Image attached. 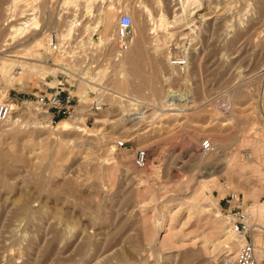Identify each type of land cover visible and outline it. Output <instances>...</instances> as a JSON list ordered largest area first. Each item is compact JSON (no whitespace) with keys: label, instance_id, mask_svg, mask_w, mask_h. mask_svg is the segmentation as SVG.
Listing matches in <instances>:
<instances>
[{"label":"rangeland","instance_id":"rangeland-1","mask_svg":"<svg viewBox=\"0 0 264 264\" xmlns=\"http://www.w3.org/2000/svg\"><path fill=\"white\" fill-rule=\"evenodd\" d=\"M123 12L141 45L116 60ZM31 18L40 29L13 38ZM50 30L70 55L48 50ZM5 55L0 264H233L231 192L264 226V0H0ZM58 83L102 94L106 113L51 124L35 96ZM135 148L147 153L142 169Z\"/></svg>","mask_w":264,"mask_h":264},{"label":"built area","instance_id":"built-area-1","mask_svg":"<svg viewBox=\"0 0 264 264\" xmlns=\"http://www.w3.org/2000/svg\"><path fill=\"white\" fill-rule=\"evenodd\" d=\"M47 35V46L51 53L65 56L72 53L74 46L67 45V41L59 30H50ZM133 36L134 28L131 16L124 12L120 13L112 39L116 60L131 46ZM174 65L184 67L185 61L178 59ZM14 103H17V101ZM34 103L38 108L47 111L51 124L62 119H73L77 114H83L85 117H95L104 112L106 113L108 109L102 94H92L84 98L77 97L66 91L61 83H58L49 93L41 92L36 95ZM12 111L11 104L7 102L0 104V130ZM116 147H126L125 142L118 141ZM199 150L203 155L210 154L213 150L211 141L209 139L201 141ZM146 155L144 149L135 148L132 161L136 169H142L145 166ZM222 213L231 231L241 240L233 264H264V226L251 218L244 207L242 199L236 192L227 195L226 208ZM257 238L259 241H257ZM259 246H261V255Z\"/></svg>","mask_w":264,"mask_h":264},{"label":"bare ground","instance_id":"bare-ground-1","mask_svg":"<svg viewBox=\"0 0 264 264\" xmlns=\"http://www.w3.org/2000/svg\"><path fill=\"white\" fill-rule=\"evenodd\" d=\"M69 1H71V2H73L74 0H68V2ZM181 2H183V0H180ZM18 2H20V1H18ZM17 2V3H18ZM77 2V1H76ZM92 2V1H91ZM14 4V3H13ZM16 4V3H15ZM72 4V3H71ZM18 5V4H17ZM16 6V5H15ZM15 6H13L14 7V9H15ZM74 6V5H73ZM18 7V6H17ZM10 11V10H9ZM182 12L183 13H186V8L183 6V10H182ZM10 13V12H9ZM191 14V13H190ZM177 16V15H176ZM176 16L171 20V23H173L175 20H176ZM14 20V19H13ZM11 21H12V19H11ZM10 20L7 22V25L9 24V22H11ZM22 26H20V27H18V28H13L12 30H13V38H15V37H18V36H22L23 37V35L27 32V31H29V30H32V29H35V30H39L40 29V26H39V24L37 23V21L36 20H34V18H31V19H27L25 22H23L22 24H21ZM132 25H133V27H134V20H133V18H132ZM12 27V26H11ZM14 27V26H13ZM16 27V26H15ZM156 31H155V29H153V33H155ZM144 33L145 32H141V35H140V37H141V41L143 40V37L145 36L144 35ZM135 30H134V36H133V40H132V43H131V46L129 47V49L128 50H126L123 54H125V53H127L128 51H130V49H131V47L133 46V43H134V38H135ZM12 38V37H11ZM138 44H141V43H138ZM43 46V40H40V41H38L37 42V44H36V47H38V48H40V47H42ZM135 46L136 45H134L133 46V50L131 51V52H136V50H135ZM123 54H122V56H123ZM10 56H2V58H1V60H0V62H1V73H3V71L5 70V69H7V67H9L8 65H9V63H8V58H9ZM18 82H19V79H18ZM17 82V83H18ZM15 83V82H14ZM169 100H171L170 102L171 103H173V102H176V101H178V98L176 97V96H173L172 98H170ZM63 120V119H62ZM73 125L74 126H76V128L77 129H79V130H81L82 132H84V128L82 127V125H78L77 123H74V124H70L68 121H62V122H60V124H59V128L58 129H60V130H62V131H69V130H71L72 129V127H73ZM80 131V132H81ZM260 205H262L263 206V208H264V204H260ZM227 233H233L232 231H231V229H229V231L227 232ZM234 234V233H233ZM235 235V234H234ZM228 237H230V236H228ZM228 239V238H227ZM230 239V238H229ZM228 239V240H229ZM262 254V251H261V247H260V255Z\"/></svg>","mask_w":264,"mask_h":264},{"label":"crops","instance_id":"crops-1","mask_svg":"<svg viewBox=\"0 0 264 264\" xmlns=\"http://www.w3.org/2000/svg\"><path fill=\"white\" fill-rule=\"evenodd\" d=\"M140 45H141V44H136V46H135V50H136V51L140 48ZM258 206H259V204H255L254 206H252V208H253V209H256V208H258ZM258 216H259L260 218H264V208H263V209H260V210L258 211Z\"/></svg>","mask_w":264,"mask_h":264}]
</instances>
